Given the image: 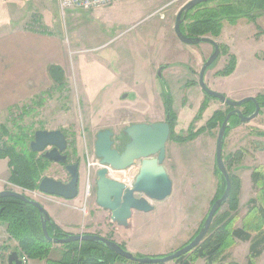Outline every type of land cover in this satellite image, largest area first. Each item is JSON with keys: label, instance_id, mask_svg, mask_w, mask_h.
Listing matches in <instances>:
<instances>
[{"label": "rangeland", "instance_id": "1", "mask_svg": "<svg viewBox=\"0 0 264 264\" xmlns=\"http://www.w3.org/2000/svg\"><path fill=\"white\" fill-rule=\"evenodd\" d=\"M189 1L122 0L104 8L69 9L65 12L60 9L58 0H0L1 33L6 34L10 32L9 30L16 29L20 32H32L38 39L48 41L53 46H56L58 42L59 45L61 44L60 53L63 62L60 65L61 76L63 75L61 82L55 81L51 76L48 77L46 84L43 83L44 88L37 94L0 113V125H6L10 135L13 136L22 134L21 128H23L29 136L28 147L34 139L31 137L39 129L62 130L65 133L68 139V150L65 152L69 156L68 162H79L80 167H83L82 197L73 205L80 206L82 201L86 204L89 200H93L97 205V172L103 167L95 152L98 132L106 128L112 130L115 133L114 147L122 150L128 141V138L123 135L125 127L137 123L136 121L144 117L143 115L146 118L153 112L155 113L153 118L161 115L155 111L157 103L155 98L152 100L153 92L159 102H165L167 93L172 92L173 108L175 107L177 117H180L175 123L176 134L186 136L191 129L197 131L207 128L209 121L201 118L204 111L199 117L201 119L197 120L200 110L196 111L197 101L191 98L192 93L186 86L192 79L193 73L189 69V62L186 64L184 60L187 59L185 55L192 60L191 57L196 55L198 48L205 47L208 43L186 44L181 42L175 33L177 14ZM215 3L218 2L210 4L215 6ZM188 21L190 20L186 22ZM259 25L264 27V16L259 20ZM255 31L254 26L251 29L248 28L246 33L252 35ZM255 40L251 37L246 44L247 47L242 46L247 50L238 53L239 58H246L248 50L251 52L254 48L262 47L261 42L257 43L256 37ZM178 44H182L181 49L186 53L173 48ZM199 51H202V48ZM168 58L171 59L169 61L174 77L167 82L155 75L158 72L157 68L161 65L159 62L166 61ZM220 60L221 57L212 66ZM248 64L247 61L240 67L238 80H242L235 81L238 87H240L239 84L245 87L243 80L247 78L244 68ZM219 69L220 63L214 71ZM252 76L254 79L248 82L250 88H253V83L264 80L263 76L259 77L257 71ZM196 78L199 80V74ZM147 97L150 102H154L152 106L147 103ZM186 97L191 99L190 107L186 102L183 103L187 100ZM212 100L219 101L214 97ZM248 104L251 102L245 105ZM243 108L245 110V107H242V110ZM218 111L220 109L214 114ZM247 123L243 125L246 127L244 132L235 133L236 136L228 134L230 138L226 136L228 140L225 139L227 142L224 145L223 158L227 159L230 152L233 154V151L240 148L241 159L233 164L231 171L238 174L242 180L243 198L253 197L254 199L258 189L253 184L252 173L253 169L259 166L256 165V161L264 160V149L261 150V140L252 141L251 137L252 131L258 128L260 119L255 118L251 123L249 121L250 124ZM220 128V124L217 127L208 128L195 139L185 143L169 140L165 164L170 168L168 173L174 183L173 193L159 203L153 201L154 206L158 204L153 211H136L140 217L129 227L128 234H125V241L128 244H124L126 248L133 250L132 253L138 256H163L180 249L193 239L206 218L222 182L217 170L218 165H216V142ZM255 136L256 139L264 137ZM4 138L7 140L8 136ZM259 151H262V154L256 157L255 154ZM88 158L95 162L90 166L91 174L88 169ZM52 163L49 162L43 169L41 179L47 174L61 180L69 177L65 169L59 165L53 166ZM7 164L6 159H0V185L4 183V190H15L35 199L29 189L16 184L8 188V185L13 183L10 177L6 176L9 166ZM139 166L140 162H137L122 173L112 169L110 176L131 186L138 174ZM85 177H87L86 183ZM2 179L9 180L2 181ZM88 183L90 184L89 195H87ZM39 200L41 201L40 198ZM249 203L247 201L246 209L251 207ZM245 212L244 208L242 214ZM134 214L136 213L133 212L131 216L133 217ZM84 220L86 221V218ZM94 222L98 225L101 220L97 218ZM261 222L263 219L259 218L257 223ZM91 227L89 223H82L74 228L72 233H64L86 234L85 232ZM262 227L264 229V226ZM100 228L95 229L99 233L112 230L106 228L104 224ZM252 231L253 236L259 232L255 229ZM250 243V241L245 243L238 241L225 251L223 256L226 258L221 259L218 264H249L248 245ZM52 245L51 249H53ZM57 248L60 249L62 246L58 245ZM64 248L66 250L65 246ZM54 259L58 261L59 258ZM203 262L204 259H200L195 264H203ZM108 264L125 263L119 261V263L109 262ZM258 264H264V259Z\"/></svg>", "mask_w": 264, "mask_h": 264}, {"label": "trees", "instance_id": "2", "mask_svg": "<svg viewBox=\"0 0 264 264\" xmlns=\"http://www.w3.org/2000/svg\"><path fill=\"white\" fill-rule=\"evenodd\" d=\"M212 2L218 3H215L216 5L213 6L210 4ZM263 13L264 0L208 1L198 4L189 11L185 22L182 24V30L192 37L207 35L218 37L222 33L225 21L234 24L243 17L255 21L260 15H263ZM187 20L190 21L186 22ZM220 48L222 53L228 52L227 46L220 45ZM236 64V56L231 55L227 65L222 70H219L216 75H230L235 70ZM49 73L55 81L61 82L63 75L61 76L62 68L60 65L51 64L49 66ZM207 96L208 98H212L209 95ZM258 100L262 107H264V95H259ZM165 106L166 120L169 121L172 127L171 140L180 143L195 139L208 128L217 127L219 124L222 125L227 114L233 109V107H228L225 111L220 110L216 112L209 120L207 128H201L197 131L191 129L189 133L184 136L175 133V123L178 117L174 111L173 99L170 93L166 95ZM207 107L208 102L206 101L202 104L197 119L201 117L202 112L205 111ZM234 126L235 125L232 123L228 126L226 135H228L229 130ZM21 130L23 131L22 134L13 136L10 135V130L6 125H0V159H8V165L11 169L10 180L14 185L16 184L25 189L35 190L38 188V181L41 179L43 169L48 166L50 161L43 158L42 154L33 151L30 146L28 147L27 138L29 136L23 128H21ZM254 134L264 136V132H259L258 130H255ZM3 135H7L8 139L6 140ZM34 136L31 138H34ZM239 151L240 150L230 154L227 159H225L231 178V191L227 202L215 215L212 227L204 240L191 252L177 259V263L192 264L202 258L205 259L207 264H218L221 259L226 258V256H223L225 251L238 241L251 242L248 256L249 264H254L256 259L263 253L264 166L259 165L253 169L252 180L254 186L258 189V193L257 196L250 201V218L245 221L243 226H238L237 223L240 219L239 208L242 180L238 174L231 171V167L238 159H241ZM217 170L221 175L222 182H220L219 189L212 201V205L223 195L227 184L218 166ZM0 205H2L0 208V220L9 224L10 233L20 240L26 252L35 259H43L48 256L52 242L48 241L44 235L38 208L15 197L1 198ZM259 218L263 219V222L260 224L257 223ZM205 219L195 236L199 233ZM48 229L51 235L57 233L59 236H63L62 233L64 232L56 227L53 221L51 225H48ZM253 229L259 230V232H256V236H253ZM64 246L68 248V250L64 253L63 258L56 262L50 261L49 264H108L109 262H116L118 260L128 264H137L96 242L76 241L67 243ZM123 246L125 247V245ZM45 247H47L46 251H44Z\"/></svg>", "mask_w": 264, "mask_h": 264}, {"label": "water", "instance_id": "3", "mask_svg": "<svg viewBox=\"0 0 264 264\" xmlns=\"http://www.w3.org/2000/svg\"><path fill=\"white\" fill-rule=\"evenodd\" d=\"M213 0H190L177 14L175 33L186 44H199L207 42L215 47L214 53L206 60L200 72L199 83L207 95L217 98L233 109L223 121L217 139L216 162L227 184L223 195L211 206L199 233L180 249L163 256H138L115 240L99 234H70L62 233L63 237L52 236L48 225L52 219L41 202L29 198L27 195L15 190L0 191V199L15 197L28 202L38 208L42 221V228L46 238L55 243L67 244L76 241H91L104 245L116 254L138 264H165L176 261L195 249L208 235L215 215L227 202L231 191V178L223 158V149L226 132L233 115H237L241 122L255 119L261 112L262 105L256 97H245L234 100L212 89L206 82L205 76L212 64L220 57V45L211 37H192L182 30V24L191 9L198 4ZM161 76V71L159 72ZM249 102L255 103V111L246 115L242 107ZM172 127L169 121L137 122L124 128L123 135L128 138L124 148L114 147L115 133L106 128L98 132L95 142L96 156L100 159L102 168L97 172L96 201L100 208L109 212L111 220L118 224L127 225L133 211L150 212L155 209L152 201H163L173 193V180L165 166L167 157V144L171 139ZM31 149L42 153L43 158L50 162L62 164L69 175L64 181L50 176H44L38 187L43 193L63 197L67 200L76 198L79 194L80 163H69L68 139L62 130L39 129L31 141ZM140 162L139 171L134 183L119 181L110 176V169L124 171ZM141 195V196H140Z\"/></svg>", "mask_w": 264, "mask_h": 264}, {"label": "crops", "instance_id": "4", "mask_svg": "<svg viewBox=\"0 0 264 264\" xmlns=\"http://www.w3.org/2000/svg\"><path fill=\"white\" fill-rule=\"evenodd\" d=\"M263 16H264V13L263 15H260L255 21L243 17V18H240L234 24L228 21H225L220 37L215 38V37L210 36L219 45H224V46H227L228 48L227 53L221 52V55H220L221 60L218 62L220 63L219 70H222L227 65L228 61L230 60L231 55H234L237 58L236 68L230 75L217 76L216 72L219 70L214 71V68L218 65V63L209 68V70L206 73L205 80L212 89L234 100H240V99H243L245 97H250V96L256 97L258 99L259 95H264V85H263L264 80L258 83H253L252 84L253 88H250L248 85L249 80L254 79L252 75L255 73V71H257V73L259 74V77L261 76L264 77V27L262 28L259 25V20L263 18ZM254 26L256 27V31L254 32V34L252 35L247 34L246 30L248 28L251 29ZM9 31L10 32H7L6 34H3L0 32V113H3L14 106H17L18 104L22 103L24 100H27L28 98L37 94L39 90L44 88L43 85L46 84L47 78L50 77L49 66L51 64H58V65L63 64L62 54L60 53L61 44L59 45V42L56 44V46H53L52 44H49L48 41L45 42L43 40L38 39L36 37L37 35H34V33L32 32H24V31L20 32V31H17L16 29L14 30L12 29ZM251 37H253L254 40L256 37V39L258 40L257 43L261 42L260 45H262V47L254 48L251 50V52L250 50H248L246 58L245 57L243 58L241 56H240L241 58H239L238 53H241V51L247 50V48H242V46L247 47L246 44L248 40H250ZM181 47H182V44H178V46L173 47V48L174 49L176 48L182 51ZM201 48H202V51H199ZM214 50H215V47L212 44L208 43V45L205 47H199L198 50L196 51L195 56L191 55L192 60H189V58L186 55L185 57L187 59L184 60L186 64H188L189 62V65H190V66L188 65L189 69L193 73L192 79L187 82L188 83L187 85L186 84L185 85L188 87L187 90L191 91L192 93L191 98L197 101L196 111L200 110L204 102L206 101L208 102V107L206 108L203 116L201 117V118H206V121L210 120V118L213 116L216 110L220 109V110L225 111L229 107V106H225L226 104H224L221 101L212 100V98L209 99L206 92L203 90V88L201 87L199 83L201 69L203 65L205 64L206 60L214 53ZM183 53H186V52H183ZM169 60L171 59L168 58L166 61L159 62V64L161 65L157 68L158 72H157V75H155L157 78H160L167 82L171 78L174 77V72H173V69L171 67V63ZM244 61L246 63L248 61L249 64L246 68H244V70H246L245 77L247 78V80H243L245 82L243 85L245 87L243 88L241 87L242 85L239 83L238 84L240 87H238L235 81L242 80V79L238 80V77H239L240 67H242V65L245 63ZM160 71L162 74L161 76L159 75ZM154 72H156V70H154ZM198 74H199V80L196 78ZM168 89H171V87H168ZM163 92L164 91H162V93ZM169 92L172 96V99H174L172 92L171 91ZM154 98L156 99V103H157V107L155 108V111H157L158 113H161V115H159L157 118H153L152 116H154L155 113L153 112L149 115L148 114L149 111H148V113H146L148 114L147 118L145 117V115H143L144 117L140 118V120L136 122L166 121L165 102L164 101L159 102L157 100L158 98H156L153 92L152 100ZM186 99L187 100L186 101L184 100L183 103L186 102L188 107H190L191 99H189L188 97H186ZM146 101L151 106L154 103V102H150L148 97L146 98ZM145 106L148 108V105L146 103H145ZM173 106H174V101H173ZM243 111L245 112V114L247 113L246 115L252 114L255 111V104L251 102V104H248L245 106V110L243 108ZM164 115H165V119H164ZM179 118L180 117H178V119ZM201 118H198L197 120H200ZM231 119L232 120L230 121V125L232 123L235 126L229 130L228 134L230 135L234 134V136H236L235 133L244 132L243 130L246 129V127L243 125L245 123L248 122L247 124H250L251 121H253L251 120L250 123L249 121L239 122V118L237 115H233ZM256 119L258 120L260 119V124L258 125V128H256V130L259 129L258 131H262V128L264 127V107H262L260 115H258ZM254 131L255 130L252 131L253 135H251L253 139L252 141L261 140L262 141L261 150H263L264 149V137H262V139L261 138L256 139ZM247 132L250 133V131H247ZM226 136L228 138L231 137V136L229 137L228 135ZM227 137L226 139L228 140ZM227 140H225V144ZM216 148H217V142H216ZM238 150H240V148L236 149L233 152L235 153ZM261 154H262V151H259L255 154V156L257 157L258 155H261ZM223 155H225L224 150H223ZM6 162L8 163V159H6ZM256 162H257L256 165H264V160L260 162L259 161H256ZM52 164L53 166L59 165L60 167L65 169L64 165L62 164H58L54 162ZM165 166L168 172H170V168L166 164ZM79 170H80L79 194L76 198L72 200H67L63 197L56 196V195L45 194V193L40 192L39 190H35V191L30 190V192L35 196V200L37 199L38 201V198L41 199L42 202L40 200L39 202H41V204L45 207L54 225H56V227L61 229V231L72 233L73 232L72 230L78 227L79 225H81L82 223H85V224L89 223V225L92 227L90 230L88 229L89 231L87 232L96 233V234H99L105 237H109L122 245L126 244L127 242L125 241V234L126 235L128 234V231L130 230L129 227H131L134 220L140 217L139 213H137L136 211H133L136 214H134L133 217L130 218L129 223L127 225H122V224H118L114 222L113 220H111L109 212L100 208L97 203H96L97 205H95L93 200L92 201L89 200V202L87 201L86 204H84V202L82 201V204L80 206L73 205V203L74 204L78 203L77 201H80L82 197L81 184L84 179L82 175L83 167L81 166ZM10 175H11V171H10V167L8 166L6 176L10 177ZM47 176L56 178L54 175H51V174H47ZM5 180H9V179H2V181H5ZM66 180H69V177L65 179L64 181ZM86 182H87V177H85V183ZM12 186H14V184L10 183V185H8V188H11ZM4 189H5V185L3 183L2 185H0V191ZM252 198L253 197L243 198V195L241 192L240 213H239L240 219L237 223L238 226H243L245 221L250 218L251 214L249 213V209H246L245 205L247 201L250 202V199ZM88 203H89V206H88ZM151 203L153 204V201ZM84 205L86 206V213H84L82 210V207ZM157 207H158V204L155 206V209ZM244 208L246 212L242 214ZM85 218H86V221L84 220ZM97 218L101 220V223L100 224L98 223V225L95 224L97 222H94V220ZM102 224H104L106 228L112 229L111 232L108 230V232L105 231L106 233H99V231L96 230L95 228L96 227L102 228ZM110 235H112L113 237H111ZM245 242L247 241H242V243H245ZM248 246H249L248 249L250 251V244ZM128 250L133 251L130 248H128ZM63 254H64V250L62 248L61 249L56 248L55 250L51 251L50 257L53 258V260H55L54 258L60 259L63 257ZM263 257H264V252L263 254H261L259 258L256 259L254 264H258V262L262 261L264 259ZM119 261L121 260L116 261V263H119ZM197 261H195L192 264H195ZM121 262H124V261H121ZM124 263L128 264L126 262ZM169 263L179 264L176 261H173V262L170 261ZM203 264H207L205 259H204Z\"/></svg>", "mask_w": 264, "mask_h": 264}, {"label": "flooded vegetation", "instance_id": "5", "mask_svg": "<svg viewBox=\"0 0 264 264\" xmlns=\"http://www.w3.org/2000/svg\"><path fill=\"white\" fill-rule=\"evenodd\" d=\"M245 106L246 105H244V107ZM35 190H39V187ZM1 206L2 205H0V208H1ZM41 223H42V221H41ZM49 225H51V224H49ZM55 235L59 236L57 233H55ZM55 235H52V236H55ZM59 237H61V236H59ZM50 242H52V244H53L52 245L53 249H50V253L48 256H46L43 259L32 258L26 252V250L23 248L20 240L10 233L9 224L0 220V264H49L50 261H54L53 258L50 257L52 250H55L58 247V245H61L62 249L65 250V248H64L65 244L55 243L53 241H50ZM55 246H57V247H55ZM46 249H47V247H45L44 251H46ZM66 250H68V248H66ZM66 250L64 252H66ZM62 258L58 259V261H60ZM54 262H56V261H54Z\"/></svg>", "mask_w": 264, "mask_h": 264}, {"label": "built area", "instance_id": "6", "mask_svg": "<svg viewBox=\"0 0 264 264\" xmlns=\"http://www.w3.org/2000/svg\"><path fill=\"white\" fill-rule=\"evenodd\" d=\"M122 0H58L60 9L62 11H67L69 9H85V10H91L96 8H104L111 5H114ZM89 162V174H91V168L90 166L95 163L90 158H88ZM97 163V162H96ZM101 164V162H100ZM110 169V173H111ZM90 194V184L87 185V195ZM82 210L84 213H86V206L84 205L82 207Z\"/></svg>", "mask_w": 264, "mask_h": 264}, {"label": "bare ground", "instance_id": "7", "mask_svg": "<svg viewBox=\"0 0 264 264\" xmlns=\"http://www.w3.org/2000/svg\"><path fill=\"white\" fill-rule=\"evenodd\" d=\"M103 166V165H102ZM134 166V165H133ZM133 166H131V167H133ZM130 167V168H131ZM115 171H117L118 173H122V171H119V170H115ZM125 176V175H124ZM50 195V194H49ZM111 251V250H110ZM113 252V251H112Z\"/></svg>", "mask_w": 264, "mask_h": 264}]
</instances>
